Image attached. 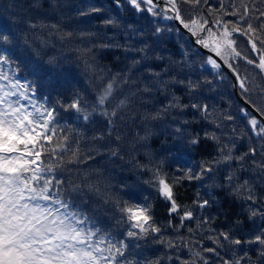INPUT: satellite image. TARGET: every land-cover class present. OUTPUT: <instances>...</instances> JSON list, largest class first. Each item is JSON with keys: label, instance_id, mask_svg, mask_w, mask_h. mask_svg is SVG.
Segmentation results:
<instances>
[{"label": "snow or ice", "instance_id": "6c2138e0", "mask_svg": "<svg viewBox=\"0 0 264 264\" xmlns=\"http://www.w3.org/2000/svg\"><path fill=\"white\" fill-rule=\"evenodd\" d=\"M179 2L198 6L202 0H123V3L122 0H113L117 8L127 4L138 13L178 21L187 30L190 43L203 50L202 67L207 66L220 82L226 79V74L222 75V72L228 70L234 80L230 87L239 89L237 94L241 105L237 112L246 126V133L237 136V129L233 127L231 131L234 138L217 149L220 158L214 160L212 165L223 163L228 167L239 161L243 168L246 159L252 157L251 165L264 173V159L259 163L255 159L258 151L264 157V143L259 149L250 146L239 156L233 155L237 139L255 138L264 142V0H240L239 6L233 4L230 12L221 4L215 17L209 8L208 16L198 13L189 16L187 20L180 14ZM102 11L99 7H89L87 11H79L78 14L83 17ZM225 16L234 19L226 20ZM102 23L114 26L117 22L108 18ZM30 27L35 28L36 25ZM40 27L50 28L49 35H55L61 41L94 35L64 31L58 24ZM164 31L168 29L155 27L154 35ZM236 37L244 38L255 58L243 54L238 48ZM12 42L13 35L0 30V264H141L139 260L130 258L129 241L136 242L142 238L147 240L152 233L158 234L155 238L158 243L173 251L179 247L187 250L188 259L180 260L176 257L179 264H264V226H257L248 236L240 238L232 233H243L242 222L238 221L235 229L217 232L211 227V219L203 217L196 228L187 231L195 235L201 227L208 225V231L215 233L208 237L214 246L202 247L203 239L193 241L191 237L187 240L180 238L177 243L172 238L163 237L164 228L157 226L152 215L153 205L147 202V198L142 202H116L115 207L120 214L116 227L126 225L122 233L124 239H118L113 235V230L103 227L100 219L85 211L86 197L101 195L100 186L90 179L91 172L80 170L82 164L95 157L92 153L86 155L82 151L80 133L70 135L71 128L61 126L63 117L60 112L63 111L70 119L84 122L103 118L106 127L113 129L115 120H123L120 114L130 107L131 98L137 94L126 93L124 89L126 86L132 87L135 82H130L128 76L112 75L106 80L100 76L98 79L101 80V86L91 102H84L78 95L69 98L67 102L63 99L54 103H48L46 99L41 102L35 98V83L26 78L22 81L16 75L20 68L10 54ZM41 43L46 41L41 40ZM76 50L81 57L91 53L90 48ZM147 51V45L139 49L145 60ZM240 61L252 66L256 70L255 74L239 71L234 65ZM85 63L87 65V61ZM133 64L143 66L139 60ZM146 73L158 78L156 86L162 91L165 82L160 79V73L151 66L146 68ZM164 75H167L166 70ZM178 83L184 84L185 81ZM212 83L207 79L188 80L187 86L191 93H195L202 84ZM138 91L150 92L151 89L144 85ZM187 107L198 112H209L207 104L181 105L175 99L169 101L162 111ZM151 118L159 119L160 113ZM223 119L232 124L236 122V116L231 114ZM174 131L178 136L175 146L181 148L198 147L202 139H220L215 133L207 131L202 134L186 132L180 127ZM115 139L118 142L120 138ZM96 151L97 154H106L113 159L119 156L117 150L107 153ZM212 165L203 164L195 173L191 168L177 169L182 174L176 176L166 171L164 162L159 161L148 169L151 180L146 183L151 184L156 195L168 204L169 217L176 214L182 225L185 221H194L196 216L192 207L177 202L175 189L185 180L202 181L206 174L213 173ZM138 167L147 168L144 165ZM93 171L99 175L97 170ZM224 179L230 191L247 193V200L253 202L254 193L247 180L231 187L237 179L235 175L229 174ZM193 204L195 209L201 210L209 207L210 201L197 199ZM258 216L264 218V207H254L249 213V220L254 223V218ZM246 245L247 248L244 247ZM136 247H139L138 243ZM253 247L257 252L254 261L251 256ZM239 249L244 250L237 254ZM145 264H161V261L156 259L146 261Z\"/></svg>", "mask_w": 264, "mask_h": 264}, {"label": "trees", "instance_id": "16d2710c", "mask_svg": "<svg viewBox=\"0 0 264 264\" xmlns=\"http://www.w3.org/2000/svg\"><path fill=\"white\" fill-rule=\"evenodd\" d=\"M221 4L230 12L231 6H239L240 0H202L198 6L179 2L180 14L185 20L198 13L208 16V9L211 8L212 16L215 17ZM89 7H99L103 11L83 17L78 14L79 11H87ZM108 18L115 19L116 25H104L102 21ZM224 19L234 18L225 16ZM50 24H58L64 31L94 35L61 41L55 35H49L50 28L40 27ZM31 25L36 27L32 28ZM155 27L168 31L154 35ZM176 29L179 28L173 20L138 13L127 4L117 8L113 0H0V30L13 35L10 54L20 68L16 75L22 81L26 78L35 83L37 100L44 102L46 99L48 103H54L63 99L67 102L69 98L78 95L84 102H91L101 86V80L98 79L100 76L105 80L112 75L128 76L130 82H135L132 87L126 86L124 89L126 93L137 94L131 98L130 107L120 114L123 120H115L113 129L106 127L103 118L84 122L70 119L63 111L60 112L63 117L61 126L70 127V135L80 133L82 151L86 155L92 153L95 157L80 166L82 172L92 173L90 179L98 182L101 192V195L86 197L85 211L100 219L103 227L113 230V235L118 239H124L122 233L126 225L116 227V221L120 219L116 202H142L147 198V202L153 205L152 215L157 226L164 228L163 237L172 238L177 243L180 238L187 240L191 237L193 241L203 239L202 247H213L214 244L208 237L215 233L208 231V225L201 227L195 235L187 230L196 228L203 217L211 219V227L217 232L235 229L237 222H242L243 233H232L240 238L248 236L257 226H264V218L255 217L254 223L249 220V213L254 207H264V173L251 165L252 157L246 159L243 168L239 161L228 167L223 163L212 165L214 160L220 158L217 149L234 138L231 131L233 127L237 129V136L246 133V126L237 112L241 103L230 87L233 81L228 73L225 70L222 72V75L226 74V79L220 82L207 66L202 67L204 55L190 43L184 32L180 29L177 32ZM236 38L243 54L255 58L244 38ZM41 40L46 43L42 44ZM146 45L148 51L145 60L139 49ZM78 48H90L91 53L87 57H81L76 50ZM136 60L143 66L134 65ZM149 66L160 73V79L165 82L162 91L156 86L158 78L147 75L146 68ZM234 66L242 73L256 72L243 61ZM165 70L167 75H164ZM205 79L213 83L202 84L195 93L189 91L188 80ZM144 85L151 91H138ZM173 99L178 100L181 105L207 104L209 112H198L191 107L162 111ZM158 112L160 118L153 120L151 117ZM229 114L236 116L235 124L223 119ZM177 127L186 132L215 133L220 139H202L198 147H176L178 136L174 129ZM116 137L120 138L118 142ZM262 143L264 142L255 138L237 139L233 155L239 156L250 146L259 149ZM96 150L100 153L117 150L119 156L113 159L106 154H97ZM255 159L259 163L264 157L258 151ZM159 161L164 162L166 171L176 176L182 174L177 169L191 168L195 173L203 164L213 166V173L206 174L202 181L185 180L175 189L177 202L192 207L196 216L194 221H185L181 225L176 214L169 217L168 204L156 195L151 184L146 183L151 180L148 169ZM93 170H97L99 175ZM229 174L237 178L231 187L245 180L249 182L255 197L253 202L247 200V193L229 190L224 179ZM197 199L209 200L210 206L195 209L193 202ZM157 235L152 233L147 240H130V258L139 260L141 264L156 259L161 264H179L177 256L180 260L188 259L184 247L173 251L158 243L155 239ZM137 243L139 247H136ZM227 247L225 243V248ZM243 250L239 249L237 254ZM221 255H224L223 251ZM251 256L253 261L257 257L254 247L251 249Z\"/></svg>", "mask_w": 264, "mask_h": 264}, {"label": "water", "instance_id": "95a60500", "mask_svg": "<svg viewBox=\"0 0 264 264\" xmlns=\"http://www.w3.org/2000/svg\"><path fill=\"white\" fill-rule=\"evenodd\" d=\"M169 14H171V13H169ZM173 22L175 23V25H176V26H177L182 32H184V33L187 35V37H188L189 40H190L191 38H190V36H189L187 30H185V29L182 27V25L179 24L178 21L173 20ZM193 45H194V44H193ZM194 46L198 49V46H196V45H194ZM198 50L201 51V52L203 51V50H201V49H198ZM224 70L228 73V75L231 77L232 81L234 82L233 77H232V75L228 72V70H227V69H224ZM233 92H234V95L236 96L237 100L241 103L240 96L237 94V93H238V89H234V88H233Z\"/></svg>", "mask_w": 264, "mask_h": 264}, {"label": "bare ground", "instance_id": "6f19581e", "mask_svg": "<svg viewBox=\"0 0 264 264\" xmlns=\"http://www.w3.org/2000/svg\"><path fill=\"white\" fill-rule=\"evenodd\" d=\"M234 83V82H233ZM238 92H239V89H238Z\"/></svg>", "mask_w": 264, "mask_h": 264}]
</instances>
